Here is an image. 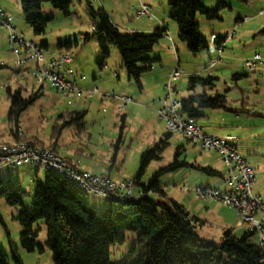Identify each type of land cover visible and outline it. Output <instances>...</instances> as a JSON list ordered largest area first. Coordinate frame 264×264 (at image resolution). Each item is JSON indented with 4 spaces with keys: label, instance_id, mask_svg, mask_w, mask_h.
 Returning <instances> with one entry per match:
<instances>
[{
    "label": "rangeland",
    "instance_id": "374dc122",
    "mask_svg": "<svg viewBox=\"0 0 264 264\" xmlns=\"http://www.w3.org/2000/svg\"><path fill=\"white\" fill-rule=\"evenodd\" d=\"M203 5L213 10L215 0H200ZM227 7L219 12V17L207 19L198 13L196 21L199 31L208 43V49L192 53L178 36L177 23L171 18L173 12L168 0H75L69 14L45 3L39 14L49 18L46 32L36 34L27 22L20 0H0V9L11 18L13 26L24 38L36 45L47 46L49 55H57L60 44L71 42L70 52L74 65H70L85 76V83L98 86L100 93L94 96H77L63 94L50 83H37L32 77L23 79L16 75L18 56L12 49L9 30L0 23V144L24 139L38 146L55 148V152L78 169H87L104 173L111 179L119 181L133 178L140 167L142 152L161 145V139L167 133L166 123L158 114L167 96L166 85L171 73L176 68L182 76L176 84L175 96L178 99L187 96L188 77L194 74L202 76L217 75L219 91H226L231 100V107L242 105L246 96L249 112L235 113L229 110H203L204 117L197 119L203 131L209 135L236 137L234 144L238 152L253 167L256 173L254 190L264 195V60L255 68L247 69L245 61L253 59L255 54L264 58V0H226ZM93 9L104 7L123 32L131 29L153 31L155 25H168V36L163 37L154 47L152 57L160 60L154 62V68L141 76L142 88L135 80L129 79L122 65L121 54L116 46L108 45L109 56L101 63V45L106 42L97 37L83 42L86 33H92L95 19L90 13ZM141 3L150 5L154 18L139 17L137 10ZM32 12L29 15H37ZM97 21V19H96ZM233 37H230L232 36ZM225 38L224 47L218 49L215 39ZM228 37V38H226ZM234 73H248L236 81ZM3 86V87H2ZM8 88L14 92L23 90L25 97L41 91L42 95L21 115L17 136L11 130L7 119L10 106ZM241 89L243 91H241ZM115 91V96L109 94ZM130 96L133 101L120 107L121 97ZM87 111L85 116L66 123L58 138L53 135V128L58 123L70 120L69 112L76 116L78 112ZM77 112V113H76ZM17 139V140H15ZM168 145L161 153L162 158H153L142 177L145 183L154 172L168 166L175 159L179 146L183 151L180 160L188 164L160 177V184L166 196L151 194L156 200L177 202L203 220L194 222L195 231L201 239L221 243L225 228H233L237 236L246 231L239 210L220 199L198 197L195 188L208 186L224 191V175L227 164L216 151H204L199 145L186 139L180 133H173ZM158 152V151H157ZM209 167L221 175H213L203 168ZM45 169L31 164L6 166L0 168V179L7 185H19L23 189L21 200L27 209L33 208L37 190V181H44ZM187 185L190 190H182ZM134 193L142 195L137 185ZM79 195L94 206L99 212L113 207H120L118 202L92 193ZM126 211L133 210L131 205H123ZM21 206L7 202L0 194V247L7 254V264H17L12 257L10 240L17 244V253L22 264H55L53 253L46 245V228L42 225L37 247L28 251L20 245L22 225L16 218ZM138 233L129 231L125 243L111 245V260L119 259L136 240ZM256 243V236L252 237Z\"/></svg>",
    "mask_w": 264,
    "mask_h": 264
},
{
    "label": "trees",
    "instance_id": "16d2710c",
    "mask_svg": "<svg viewBox=\"0 0 264 264\" xmlns=\"http://www.w3.org/2000/svg\"><path fill=\"white\" fill-rule=\"evenodd\" d=\"M20 2L24 13L28 15L27 22L36 34H42L46 32L49 21V18L39 14L44 4L50 3L54 8L69 14L75 0H20ZM215 2L216 8L209 10L200 0H168L173 10L171 18L177 23L179 39L192 53L208 49V43L199 31L197 14L214 19L227 7L226 0ZM89 10L95 22L92 33H86L83 42L95 37L106 42L101 45L103 56L100 62L103 64L109 56L108 45L116 46L128 78L135 80L142 88L141 76L152 70L154 62L160 60L152 57V53L155 45L166 36L168 28L162 25L152 32H123L103 7L95 10L89 5ZM32 12L38 14L29 15ZM258 33L264 34V29ZM224 39L219 37L215 39L218 49H222ZM59 46L69 50L72 43L66 42ZM244 76H248V73L232 74L236 81L235 86L239 87L237 81ZM219 81L220 77L217 75H190L187 84L188 94L180 99V112L197 120L205 116L202 111L206 109L229 110L235 113L251 111L252 108L245 106L248 104L246 96L242 98L240 107L232 108L227 92L219 91L217 88ZM41 95L42 92L38 91L25 97L21 88L14 92L8 88L10 106L7 119L11 130L15 131L12 132L15 137L22 113ZM86 112H76V116L69 112V121L54 126L55 138L60 136L66 123L85 116ZM172 135L167 132L161 139V145L156 144L153 149L142 152L139 170L133 176L135 185L139 187L142 195L136 200L124 202L109 200L118 202L121 206L110 207L103 212H99L79 195L83 192L74 182L53 169L45 171L44 181H37L32 209H27L23 205L21 200L23 189L19 185H7L0 179V194L9 204L21 206L16 216L22 225L20 245L28 251H34L37 247L42 249L37 238L39 230L44 225L46 245L53 253L55 264H264V250L252 242L254 232L246 230L242 236H237L233 228H225L219 244L213 240L201 239L195 231L194 222L203 223V220L191 215L177 202L169 203L166 200L151 198V194L166 196L160 184V177L163 174L188 164L185 160L179 159L183 151V146H179L172 163L154 172L147 182H142L151 160L162 158L161 153ZM52 149L55 150L53 147ZM203 169L209 174L221 175L209 167ZM123 205H131L133 210L126 211ZM129 231L138 233L132 247L119 259L111 260V245L125 243ZM10 246L13 259L17 264H22L16 242L10 240ZM0 264H7V254L1 247Z\"/></svg>",
    "mask_w": 264,
    "mask_h": 264
},
{
    "label": "built area",
    "instance_id": "2783aa9c",
    "mask_svg": "<svg viewBox=\"0 0 264 264\" xmlns=\"http://www.w3.org/2000/svg\"><path fill=\"white\" fill-rule=\"evenodd\" d=\"M137 13L140 15L139 17L154 18L150 5L146 3L140 4ZM0 23L9 30V43L18 56L16 75H20L23 79L32 77L40 84L48 82L63 94L71 93L77 96L87 95L92 97L100 93L97 85L89 89L84 86L85 76L79 75L70 66L74 62L73 55L70 52L49 55L47 47L26 40L18 32V29L13 26L11 18L1 9ZM163 26L168 28V25ZM168 31L166 36L173 42ZM230 37H233V35ZM262 60L264 58L261 55L255 54L253 59L245 61V66L247 69H253ZM182 73L178 68L171 73L166 85L167 96L158 109V114L164 119L167 132L180 133L186 139L199 145L202 150L216 151L223 157L227 164V172L223 177L226 189L221 191L208 186H199L195 188V192L198 197L220 199L226 204L237 208L241 214L243 226L246 230L254 232L256 245L264 250V200L254 190L256 173L253 167L238 152L230 136L209 135L203 131L196 119L185 116L180 112L181 100L175 96V93L178 92L176 90L177 85L173 82L180 78ZM109 95L115 96V91H112ZM121 100L120 107L133 101L130 96H122ZM26 163L43 168L45 171L50 169L58 171L74 182L83 193H92L107 200L118 202L139 198L134 193L135 181L133 178L115 181L104 173L78 169L52 148L38 146L24 139L0 144V168L15 167ZM182 190L187 191L190 188L183 185Z\"/></svg>",
    "mask_w": 264,
    "mask_h": 264
},
{
    "label": "crops",
    "instance_id": "0c3cea01",
    "mask_svg": "<svg viewBox=\"0 0 264 264\" xmlns=\"http://www.w3.org/2000/svg\"><path fill=\"white\" fill-rule=\"evenodd\" d=\"M104 8V7H103ZM106 10V9H105ZM106 12H107V10H106ZM108 13V12H107ZM109 14V13H108ZM110 18H111V20L115 23V24H117L120 28H121V26H120V24L119 23H117L111 16H110ZM13 23V22H12ZM159 26H162V25H155V27H154V29L156 28V27H159ZM153 29V30H154ZM168 30H169V28H168ZM133 31H143V32H152V31H150V28H147V29H131V30H128V31H125V32H133ZM225 42H223V44H224ZM67 51V49L65 48V49H62V50H60L59 51V53H62V52H66ZM58 53V54H59ZM157 58V57H156ZM72 65H74V62L72 63ZM73 68V67H72ZM74 69V68H73ZM75 70V69H74ZM77 73H78V71L77 70H75ZM84 86L86 87V88H91L92 86H90V85H88V84H86L85 83V81H84ZM227 136H230L232 139H233V141L234 140H236V137H234V136H231V135H227ZM222 137H224V136H222ZM255 193H257V194H259L261 197H262V199L264 200V195H263V193H261V192H259V191H255ZM194 216H196V215H194ZM198 218H200V217H198ZM201 219V218H200ZM202 220V219H201Z\"/></svg>",
    "mask_w": 264,
    "mask_h": 264
}]
</instances>
